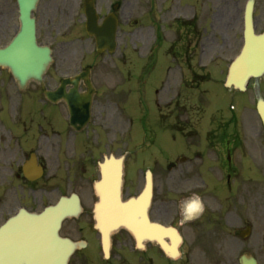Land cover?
<instances>
[{
	"label": "flooded vegetation",
	"instance_id": "flooded-vegetation-1",
	"mask_svg": "<svg viewBox=\"0 0 264 264\" xmlns=\"http://www.w3.org/2000/svg\"><path fill=\"white\" fill-rule=\"evenodd\" d=\"M217 2L215 7L214 0H39L34 11L37 39L52 48L54 64L44 84L60 91L56 100H49L40 83L31 81L22 89L0 67V227L11 220L45 217L47 250L61 251L63 245L54 239L67 240L73 246L68 264H212L207 212L183 221L178 203L188 195L159 190L165 162L134 147L141 135L161 144L171 131L167 134L175 140L182 125L190 123L192 157L182 161L178 155L167 165L173 163L185 176L195 158L214 157L222 163L214 167L225 172V264H243V258L264 264L260 134L229 132L225 124L222 132L208 130L181 112L186 108L182 91L195 92L198 76L186 78L182 65L201 63L215 38L225 42V26L244 23L226 0ZM90 3L102 28L98 38L87 30ZM108 15L117 26L113 50L110 27L104 25ZM1 21L0 38L19 27L18 0H0ZM254 23L264 31V0H255ZM134 45L146 62L142 70L133 68ZM166 57L174 68L152 73ZM150 103L159 115H150ZM111 154L125 156L126 198L144 186V165L152 163L155 189L149 216L158 226L159 240L138 245L121 229L113 234L106 254L94 228V183L100 162ZM246 159L251 161L248 166ZM18 250L12 251L14 264Z\"/></svg>",
	"mask_w": 264,
	"mask_h": 264
},
{
	"label": "water",
	"instance_id": "water-1",
	"mask_svg": "<svg viewBox=\"0 0 264 264\" xmlns=\"http://www.w3.org/2000/svg\"><path fill=\"white\" fill-rule=\"evenodd\" d=\"M36 0H20L22 27L14 41L7 47L0 49V63L8 65L12 72L18 77L22 85H26L27 80L34 78L41 80L43 72L50 63V49L39 46L36 42L35 20L31 17V11ZM245 42L241 54L234 60L230 67L227 85L244 90L250 77L256 79L264 73V33L257 35L252 23V0L246 8ZM258 111L264 122V99L259 89H257ZM123 182V159L110 157L101 164V179L96 182V190L99 201L95 205L96 227L100 230L104 240V246L109 248L110 235L117 229L124 227L130 230L138 241L153 235L151 225L148 220L147 210L152 195L151 178L145 190L138 198L123 201L121 189ZM40 220L33 218L26 223L16 225L13 230L5 229L0 231V264L2 255L8 256L14 242L7 234H17V239L21 240L23 249V260H28V264H67L71 247L67 242H63L64 251L59 254L58 250L54 254L43 256L46 250L40 252L37 248V240L43 238L41 235ZM30 227L26 229V227ZM45 228V227H44ZM13 237V238H14ZM46 236H44L43 241ZM46 243V241H45ZM16 244V242H15ZM38 255V256H36ZM5 264H9L10 257L5 258ZM48 261H50L48 263Z\"/></svg>",
	"mask_w": 264,
	"mask_h": 264
},
{
	"label": "rangeland",
	"instance_id": "rangeland-1",
	"mask_svg": "<svg viewBox=\"0 0 264 264\" xmlns=\"http://www.w3.org/2000/svg\"><path fill=\"white\" fill-rule=\"evenodd\" d=\"M226 1L228 2L230 10L236 9L240 12V9L243 7V0ZM217 4V0H214V5L216 6ZM3 25L4 22L1 21L0 26ZM0 42H4V39L0 38ZM241 43L242 27L237 26L231 29L225 26V43H220L219 41L214 40L209 49V58L213 55L214 62L209 64L206 71L200 68L199 64H195L193 67V71L198 74L209 73L210 75L209 80L200 81L201 84L196 87V99L200 105L198 106L199 108L196 116L199 118L204 117L207 122L216 124L223 119L226 120L234 114H238V127L240 132L251 134L255 131V126L261 123L255 109L256 99L252 83H250L246 92L232 90L225 85V79L227 76L226 70L229 63L239 52ZM204 62L207 63L210 61L204 60ZM261 91L264 95V82L261 83ZM188 94L189 93L185 95L187 104L190 106ZM189 106L187 108H189ZM182 112V116L195 117V114H193L190 109H183ZM184 127L183 133L189 130L190 125H186ZM167 139V136L164 135L161 141L164 140L166 142L162 145L157 144L156 147L149 146L147 153L149 155H156L159 158L164 157V159L168 160L175 155L184 153L188 149L189 140L186 135L177 136L176 141H173L170 138L168 140ZM157 147L161 149L159 150ZM196 163L199 164L200 160ZM261 168L264 171V152H262L261 156ZM179 175V170H165L160 172L158 178L162 180V185L159 190H165V192L168 191L170 194H178L180 191H186L185 189L190 190L193 186H200L201 188H204L203 176L196 173L195 170L192 169L187 172L186 177L189 179L184 183L179 180ZM218 176L222 177V174L219 173ZM208 204V210H210L211 214V223L207 236L212 246V264H225V200L223 195L219 194L214 196L212 194V197H209ZM238 225L239 224L236 226ZM204 240L207 242L206 237H204Z\"/></svg>",
	"mask_w": 264,
	"mask_h": 264
},
{
	"label": "clouds",
	"instance_id": "clouds-1",
	"mask_svg": "<svg viewBox=\"0 0 264 264\" xmlns=\"http://www.w3.org/2000/svg\"><path fill=\"white\" fill-rule=\"evenodd\" d=\"M185 190L189 191V195L179 201L178 207L183 221L187 222L202 216L206 211V204L199 193Z\"/></svg>",
	"mask_w": 264,
	"mask_h": 264
}]
</instances>
